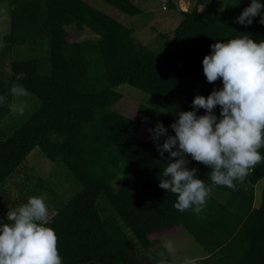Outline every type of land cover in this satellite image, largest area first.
Returning a JSON list of instances; mask_svg holds the SVG:
<instances>
[{"label":"trees","instance_id":"16d2710c","mask_svg":"<svg viewBox=\"0 0 264 264\" xmlns=\"http://www.w3.org/2000/svg\"><path fill=\"white\" fill-rule=\"evenodd\" d=\"M100 1L127 16L140 13L129 0ZM207 1L213 0H196L190 11H180V23L158 54L83 0H8L9 29L0 48V94L6 96L0 122L10 112L14 83L22 84L40 105L10 138L0 139V189L35 148L54 164L58 181L63 175L71 185L78 184V191L73 195L69 189L72 194L65 199L46 181L18 186L25 198L35 192L50 196L45 199L48 226L57 235L62 264H140L122 225L144 252L153 246L148 239L152 232L182 226L205 254L188 264H264V185L257 206L251 189L264 179V160L235 189L213 187L222 201L209 193L200 214L180 212L173 207L175 194L158 187L167 161L154 145L138 138L141 126L159 121L167 127L174 117L141 104L132 117L111 109L122 97L116 89L124 85L164 104L182 98L181 111L190 110L196 94L207 96L221 83L219 78L207 82L202 71L210 44L241 33L264 39L258 16L248 26L234 20L249 0H231L222 10L205 7ZM69 27L86 37L70 41ZM25 44H46V74L36 58L10 60L4 70L11 49ZM17 73L24 75L17 80ZM259 151L264 154V147ZM188 166L197 167V175L210 183L205 165L190 160ZM101 196L113 210L103 219L96 208ZM152 256L157 264L161 259L172 263L163 249Z\"/></svg>","mask_w":264,"mask_h":264},{"label":"clouds","instance_id":"9594fccd","mask_svg":"<svg viewBox=\"0 0 264 264\" xmlns=\"http://www.w3.org/2000/svg\"><path fill=\"white\" fill-rule=\"evenodd\" d=\"M257 16L264 25V0H249L234 20L248 26ZM209 48L201 61L202 71L207 82L219 78L220 86H214L207 96L196 94L190 110L175 111L167 127L158 121L146 129L159 156L167 161L158 187L175 194V209H190L195 214L206 206L213 187L235 189L249 168L264 160L259 151L264 147V39L241 33L215 40ZM23 75L17 73L16 79ZM9 91L16 97L27 94L19 83ZM5 100V94H0V104ZM10 108L18 114L25 110L22 102ZM190 160L209 169L210 183L197 175V167L188 166ZM49 224L44 195L29 196L8 210L6 219H0V264H62L57 235ZM163 248L169 255L175 251L170 239L163 241ZM159 264L167 261L161 259Z\"/></svg>","mask_w":264,"mask_h":264},{"label":"rangeland","instance_id":"374dc122","mask_svg":"<svg viewBox=\"0 0 264 264\" xmlns=\"http://www.w3.org/2000/svg\"><path fill=\"white\" fill-rule=\"evenodd\" d=\"M83 1L87 2L93 8L124 24V26L131 27L133 30L134 41L148 47L158 54H160L166 47V42L161 35H172V32L177 24V16L175 14L177 10L174 11V9H169L168 2L164 4V8L166 7L167 9L166 11L162 12L161 10H159V12L153 14L147 9L145 3H143V0H132V2L136 1L139 7L143 5L141 8L143 11L140 15L128 17L116 11L113 7L100 0ZM157 1L158 0H147V4L149 5V7L157 6ZM171 1L175 2L177 0ZM194 1L196 0H186V4L188 2V9L192 8ZM230 1L231 0H213L211 1V3L210 1H207L205 3V7H210L211 9L215 10H222L224 5ZM183 9H185V7ZM180 10L182 11V9ZM9 11L10 9L8 6V0H0V48L6 45L5 36L9 29ZM154 16L156 18L160 17L159 19L162 20L161 25ZM67 30L68 39L70 41H81L86 37L84 33L78 34L74 32L71 27H69ZM33 58L39 60L37 62V66L40 72L42 74H46L49 69L48 51L46 44L39 47L33 46L32 44L13 47L10 51V57L7 59L6 56L5 58L6 61L4 64V70L8 68L10 60H30ZM116 91L120 93L122 97L116 104L111 107V109L115 112L122 113L129 117H132L135 114L136 108L139 104L145 105L166 115L174 117V112L181 111L180 105L184 102V99L181 98L182 100H180L178 97H175L171 100L170 103L164 104L163 102L152 98L150 95L144 92L124 85L118 87ZM176 98L178 100H175ZM20 102H22L25 106L23 114H18L12 111L10 108L9 114L0 122V139L5 140L10 138L22 126V124L26 120H28V118L40 105V101L29 92H27V94L23 97H16L11 94V105ZM138 134V137L140 139L153 143V141L149 138V134L148 132H146V129H143ZM55 168L56 167L54 166V164L52 165L41 154L38 148H35L33 150V153H30L28 155L25 163L19 169V172L14 174L12 178L6 182L2 189H0V219H6V212L8 210L26 202L27 198L23 197V194L18 189V186L22 185L21 182L27 184V186H29L30 188L37 181H46L53 190L57 191L60 195L63 196V199L69 197L72 192H74V195L78 191V184L76 182H73V184L75 183V185H71L67 180L64 179L63 175L61 177V181H58V178H56L54 174ZM58 182L60 184H56ZM263 185L264 179L260 181L258 187H255L254 196L259 200L258 204L260 203V194ZM33 194L36 195L37 193L35 192ZM43 195L45 196L46 200H48V198L50 197L48 193H44ZM101 197V200L98 201V211L100 212V215L103 217L105 214H112L113 211L109 205V202L105 197ZM257 199L254 202H256ZM103 210H106V212L104 213ZM121 227L129 237V239L132 241V246L134 245L133 249L141 259H138L140 264H156L157 261L153 259V256L151 255L152 250L145 252L142 251V249L136 244L132 234L128 231V229L123 225ZM180 230L181 227L169 230V237L162 235L163 239L162 236H159V234L153 233L150 235V239L152 241H156V246L159 249H164L163 241L165 239H170L173 242L175 251L173 254H168L172 261L171 264H182L183 262L189 260L195 261L205 256V254L202 253L201 247L191 238V236L188 235L185 231L180 232ZM161 239L163 240L162 245L160 242Z\"/></svg>","mask_w":264,"mask_h":264},{"label":"crops","instance_id":"0c3cea01","mask_svg":"<svg viewBox=\"0 0 264 264\" xmlns=\"http://www.w3.org/2000/svg\"><path fill=\"white\" fill-rule=\"evenodd\" d=\"M130 1V0H129ZM144 2L143 3H145V5H146V7H147V9L150 11V12H152L153 14L154 13H157V12H159V10H161L162 12H164V11H166L167 9H166V7L164 8V4L166 3V2H168L169 3V9H174V11L175 10H177L176 12H175V14H176V18H177V24H176V26L180 23V20H181V16H180V9H182V11H190L191 10V8L190 9H188V2H187V4H186V0H177V1H171V0H158L157 1V6H151V7H149V5L147 4L148 2H147V0H143ZM171 1V2H170ZM136 8H138L139 10H140V13L139 14H137V15H140V14H142V6L143 5H141V7H139L138 5H137V2L135 1V2H132V0L130 1ZM194 3H195V1H194ZM193 6H194V4H193ZM192 6V7H193ZM185 7V9H183ZM137 15H135V16H137ZM127 16V15H126ZM128 17H132V16H128ZM155 17V16H154ZM160 18V17H159ZM159 18H156L155 17V19L160 23V25H161V19H159ZM9 19V18H8ZM157 23V22H156ZM124 25V24H123ZM176 26H175V28H176ZM127 28H129L130 29V31H131V35H132V37H133V30H132V28L131 27H127ZM74 31V30H73ZM174 31V30H173ZM74 32H76V33H78V34H83V32H77V31H74ZM136 32V31H135ZM164 35H166V34H164ZM172 35H173V32H172ZM172 35H166L167 36V39H164V41L166 42V45L168 44V42H169V40L171 39V37H172ZM165 49V48H164ZM175 98V97H174ZM173 98V99H174ZM180 100H182L181 98H179ZM175 100H178L177 98L175 99ZM181 102V101H180ZM143 129H147V127H143V126H141L140 128H139V131H138V133H140ZM147 132V131H146ZM138 136H139V134H138ZM139 138V137H138ZM140 139V138H139ZM140 140H142V139H140ZM142 141H144V142H146V143H149V144H152V145H154L153 143H151L150 141H146V140H142ZM161 143L163 142V138H161V141H160ZM155 146V145H154ZM31 153H33V151L31 152ZM28 157V156H27ZM251 168L252 167H250L249 168V170H248V172H250V170H251ZM261 181V180H260ZM260 181L259 182H257L256 184H254V185H252L251 186V189H252V192H253V206H257L258 205V199L257 198H255V196H254V192H255V187H258V184L260 183ZM258 189V188H257ZM210 194H211V196L212 197H215L217 200H220V201H222L219 197H218V194H217V192H215V191H210ZM259 194V193H258ZM101 198L102 197H99L98 198V200H97V202H96V208H97V210H98V201L99 200H101ZM258 198H259V196H258ZM257 199V201L256 202H254L255 200ZM112 209V208H111ZM113 211V210H112ZM99 212V211H98ZM103 212L105 213L106 212V210H103ZM113 214V213H112ZM99 215H100V212H99ZM109 215H111V214H109ZM108 215L107 214H105L103 217L100 215V217L103 219V218H105V217H107ZM178 227H181V230H180V232L181 231H184L183 230V228H182V226H171V227H167V228H164V229H162V230H159V231H155V232H152L151 234H153V233H156V234H159V236H166V237H169V235H170V233H168L169 232V230H171V229H173V228H178ZM158 232V233H157ZM125 233V232H124ZM150 234V235H151ZM125 235H126V233H125ZM150 235L148 236V239L151 241V243H152V248H151V250L152 251H158L159 250V248L156 246V241H152L151 239H150ZM163 236H162V239H163ZM126 237H127V239L129 240V242H130V244L132 245L133 243H132V241L129 239V237L126 235ZM160 240V242H161V245H162V241L163 240ZM158 244V243H157ZM134 246V245H133ZM132 246V247H133ZM158 248V249H157ZM160 249H162V248H160ZM165 252H166V250L165 249H163ZM152 251H151V255H152ZM202 253H203V251H202ZM166 255L167 256H169L168 255V253L166 252ZM136 257H137V259H140V257L138 256V254L136 253ZM153 259H154V257H152ZM202 258H204V256L203 257H201L200 259H202ZM143 259V258H142ZM199 259V260H200ZM141 260V259H140ZM195 261H197V260H195ZM187 262H193V260H189V261H187ZM184 263V262H183ZM157 264V263H156ZM171 264V263H170ZM181 264V263H180Z\"/></svg>","mask_w":264,"mask_h":264}]
</instances>
